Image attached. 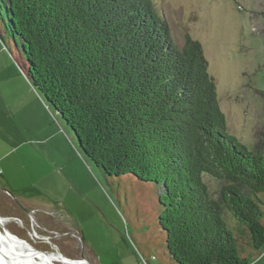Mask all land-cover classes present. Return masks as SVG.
Listing matches in <instances>:
<instances>
[{"label": "trees", "instance_id": "16d2710c", "mask_svg": "<svg viewBox=\"0 0 264 264\" xmlns=\"http://www.w3.org/2000/svg\"><path fill=\"white\" fill-rule=\"evenodd\" d=\"M157 1L0 0V24L86 156L157 185L175 262L250 264L264 248V144L227 131L201 40L180 45Z\"/></svg>", "mask_w": 264, "mask_h": 264}, {"label": "rangeland", "instance_id": "374dc122", "mask_svg": "<svg viewBox=\"0 0 264 264\" xmlns=\"http://www.w3.org/2000/svg\"><path fill=\"white\" fill-rule=\"evenodd\" d=\"M157 4L180 45L186 33L201 40L227 131L250 150L264 144V0ZM0 33V217L6 227L40 250L56 246L93 264H145L141 257L148 264H178L159 223L157 185L132 174H104L22 73L1 24ZM29 90L48 116L30 102ZM24 98L27 109L19 106ZM204 181L213 194L220 186L209 173ZM226 221L235 223L230 212ZM254 256L250 264H264V248Z\"/></svg>", "mask_w": 264, "mask_h": 264}, {"label": "bare ground", "instance_id": "6f19581e", "mask_svg": "<svg viewBox=\"0 0 264 264\" xmlns=\"http://www.w3.org/2000/svg\"><path fill=\"white\" fill-rule=\"evenodd\" d=\"M5 220L0 217V264H93L85 257L72 258L56 246L49 251L40 250L14 234Z\"/></svg>", "mask_w": 264, "mask_h": 264}, {"label": "crops", "instance_id": "0c3cea01", "mask_svg": "<svg viewBox=\"0 0 264 264\" xmlns=\"http://www.w3.org/2000/svg\"><path fill=\"white\" fill-rule=\"evenodd\" d=\"M24 83H26V82H24ZM29 87V86H28ZM29 95H30V102H34V105H35V107H36V105L37 106H39V108H38V110L43 114V115H46V116H48V114H46V110H45V108L43 107V105H42V103H41V101H40V99H38V97L34 94V92L32 91V90H29ZM29 99H23V100H20L19 101V106L20 107H22L23 109H27V107L29 106L30 107V102L28 101ZM31 106H32V104H31ZM32 109V108H31ZM30 110V109H29ZM33 110V109H32ZM31 110V111H32ZM35 111V110H34ZM34 111H33V113H34ZM40 114V113H39ZM42 115V116H43ZM54 135H52V136H46V137H43V139L41 138L40 140H43V142H42V144H47L48 143V141L50 140V138H52ZM47 148V147H46Z\"/></svg>", "mask_w": 264, "mask_h": 264}, {"label": "water", "instance_id": "95a60500", "mask_svg": "<svg viewBox=\"0 0 264 264\" xmlns=\"http://www.w3.org/2000/svg\"><path fill=\"white\" fill-rule=\"evenodd\" d=\"M47 107H48V105H46ZM142 258V260L144 261V263L145 264H148V263H146L147 261L144 259V257H141Z\"/></svg>", "mask_w": 264, "mask_h": 264}]
</instances>
